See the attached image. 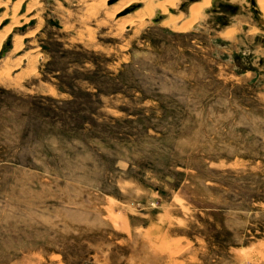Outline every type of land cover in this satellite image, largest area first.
<instances>
[{"label": "rangeland", "instance_id": "1", "mask_svg": "<svg viewBox=\"0 0 264 264\" xmlns=\"http://www.w3.org/2000/svg\"><path fill=\"white\" fill-rule=\"evenodd\" d=\"M258 2L0 0V264H264Z\"/></svg>", "mask_w": 264, "mask_h": 264}, {"label": "water", "instance_id": "2", "mask_svg": "<svg viewBox=\"0 0 264 264\" xmlns=\"http://www.w3.org/2000/svg\"><path fill=\"white\" fill-rule=\"evenodd\" d=\"M134 8H135V6L132 7L131 9H128L126 12H128V11H132ZM171 11L173 12V10H171ZM163 19H164V16H163L162 14H160L159 12H157L156 17H154V18L152 19V22H153L154 24H159ZM262 23L264 24V20H262Z\"/></svg>", "mask_w": 264, "mask_h": 264}, {"label": "bare ground", "instance_id": "3", "mask_svg": "<svg viewBox=\"0 0 264 264\" xmlns=\"http://www.w3.org/2000/svg\"><path fill=\"white\" fill-rule=\"evenodd\" d=\"M16 1H17V0H16ZM20 1H21V0H20ZM1 4H2V3H1ZM258 4H259V7H260V8L263 10V12H264V0H259ZM15 7H16V6H15ZM170 7L173 8V6H170ZM190 7H191V6H190ZM190 7H189L190 12H191L192 15H194L197 11L194 10L195 8H193V7L190 8ZM260 8H259V9H260ZM13 12H14V11H13Z\"/></svg>", "mask_w": 264, "mask_h": 264}]
</instances>
